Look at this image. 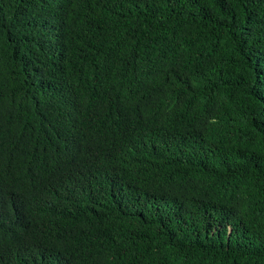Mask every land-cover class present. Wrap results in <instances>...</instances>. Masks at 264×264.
<instances>
[{
  "label": "trees",
  "instance_id": "16d2710c",
  "mask_svg": "<svg viewBox=\"0 0 264 264\" xmlns=\"http://www.w3.org/2000/svg\"><path fill=\"white\" fill-rule=\"evenodd\" d=\"M0 264H264V0H0Z\"/></svg>",
  "mask_w": 264,
  "mask_h": 264
}]
</instances>
